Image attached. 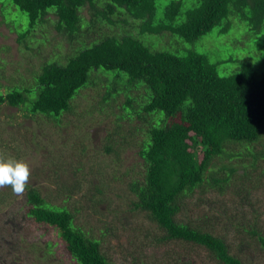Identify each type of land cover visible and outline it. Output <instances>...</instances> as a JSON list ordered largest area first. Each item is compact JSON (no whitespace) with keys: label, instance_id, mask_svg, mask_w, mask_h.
<instances>
[{"label":"trees","instance_id":"obj_1","mask_svg":"<svg viewBox=\"0 0 264 264\" xmlns=\"http://www.w3.org/2000/svg\"><path fill=\"white\" fill-rule=\"evenodd\" d=\"M160 1L0 0V24L15 31L22 55L17 63L23 66L22 72L16 68L18 74L7 76V64L17 60L0 56V79L9 82L0 80V108L17 107L22 117L42 118L59 128L70 125L69 116L81 117L85 123L96 111L114 115L116 125L108 133L104 151L119 152L113 144L119 142L114 133L122 138L121 148L138 147L142 170L127 183L136 196L133 208L145 212L163 230L159 240L198 245L222 264H249L232 252L224 237L201 222L182 219V212L185 198L197 190L220 195L231 190L241 199L250 189L238 183L252 179L251 173L262 167L264 0H162L158 14ZM14 11L18 19L12 20ZM23 15L29 23L20 31L15 23L24 21ZM115 26L119 32L108 31ZM135 28L140 33L163 34L166 39L171 34L181 39L180 44H194L215 28L235 36L232 30L236 29L242 32L230 40L227 50L246 44L245 40L252 45L247 55L232 57L224 52L214 59L193 48L186 47L185 52L155 49L131 34L129 30ZM54 31L75 44L47 62L56 56L52 52L45 58ZM39 36L40 50L34 51ZM10 50L6 44L0 45V52ZM226 62L232 66L222 70L221 64ZM99 68L125 72L124 85L112 86L108 93L103 77L91 74ZM21 77L31 80L30 86L18 88ZM90 88L100 95V109L79 101ZM33 91L36 94L31 96ZM121 95L124 99L115 107ZM123 121L129 130L122 129ZM75 127L81 125L75 123ZM257 143L262 144L261 149L251 148ZM236 146L247 150L238 151ZM27 188V214L56 229L78 264H111L100 240L76 223L72 210L49 203L36 187ZM77 189L75 185L72 190ZM97 193L103 189L98 187ZM262 225L243 219L234 223V229L251 235L264 249Z\"/></svg>","mask_w":264,"mask_h":264},{"label":"rangeland","instance_id":"obj_2","mask_svg":"<svg viewBox=\"0 0 264 264\" xmlns=\"http://www.w3.org/2000/svg\"><path fill=\"white\" fill-rule=\"evenodd\" d=\"M161 2L162 0L158 2V14L162 11ZM10 5L13 6L9 3ZM23 17L24 21L18 20L15 23L17 30L21 31L29 23L28 16ZM2 19L0 11V21ZM14 19H18L15 11L12 20ZM139 29L129 31L155 49L185 52L186 47L193 48L208 53L214 59H219L218 54L224 52L232 57L247 55L250 52L248 48L252 45V42L245 40L246 44L227 50L230 40L236 39L235 36L242 32L236 29L232 30L235 35L232 36L231 33H223L215 28L194 44H180L181 39L171 34L166 39L163 34L140 33ZM108 31L119 32L117 26ZM16 38L15 31L10 32L8 26L1 22L0 45L6 44L11 50L9 53L1 51L0 56L17 60L13 64H7V76L18 74L16 68L20 72L23 69V66L17 63H21L22 55ZM37 40L33 45L34 51L40 50L41 37ZM51 42L45 58L52 52H56V56L49 58L47 62L54 61L55 57L57 59L75 44L56 31L53 32V37L51 35ZM76 51L75 49L71 55ZM61 61L66 62L67 58ZM26 64L28 66L29 63ZM231 64L222 63V70L231 67ZM94 73L100 74L106 81L104 87L108 93L112 86L121 88L127 77L125 72L104 68H99L98 72L91 71V74ZM0 80L9 83L5 79ZM30 82L32 81L21 77V84L17 87L23 89L30 86ZM35 94L33 91L31 96ZM82 95L85 96L79 99L82 105H96L97 109H100L97 105L100 100L97 89H87ZM123 99L122 95L119 96L115 107ZM115 111L118 109L115 108ZM10 116L14 118L7 123ZM67 118L70 125L59 128L53 123L47 124L42 118H24L17 107L0 108V155L28 162L32 170L28 185L40 190L49 203L66 206L72 210L76 223L88 235L100 240L102 251L111 264H222L198 245L174 240L160 241L164 236L163 230L158 229L145 212L133 208L132 202L136 196L129 189L127 182L131 176L142 170V159L138 155L137 146L126 145L121 148L122 138L117 133H114V137L119 142L113 144L115 148H119V152L104 151L108 133L116 125L114 115L96 111L85 123L81 117ZM123 122L125 125L122 129L129 130V124ZM75 123L81 127L76 128ZM123 130L122 134L125 132ZM139 138L140 135L134 142ZM81 142L84 143L86 151L81 148ZM261 147L262 144L257 143L251 148L259 150ZM236 150L247 149L244 146H236ZM247 159L251 160V157ZM259 163L262 167L251 173L252 179L238 183L250 189L249 194L247 192L240 199L231 190L224 195L211 190H197L185 198L182 212V219L201 222L216 236L224 237L232 245V252L249 264H264V249L254 237L234 229V223L247 219L251 223L259 222L264 226V159L261 158ZM75 185L78 189L72 190ZM98 187L103 189V193H97ZM27 191L23 197H17L9 187L0 188V264H78L69 254L56 229L36 222L27 214Z\"/></svg>","mask_w":264,"mask_h":264},{"label":"clouds","instance_id":"obj_3","mask_svg":"<svg viewBox=\"0 0 264 264\" xmlns=\"http://www.w3.org/2000/svg\"><path fill=\"white\" fill-rule=\"evenodd\" d=\"M31 171L25 160L0 155V188L9 187L13 195L23 197L31 180Z\"/></svg>","mask_w":264,"mask_h":264}]
</instances>
